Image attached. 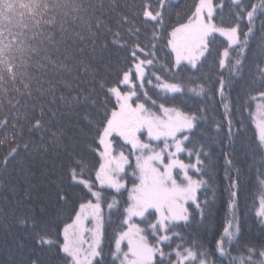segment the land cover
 <instances>
[{"label":"snow or ice","instance_id":"snow-or-ice-1","mask_svg":"<svg viewBox=\"0 0 264 264\" xmlns=\"http://www.w3.org/2000/svg\"><path fill=\"white\" fill-rule=\"evenodd\" d=\"M169 7V0H0V24L7 22L11 38L5 43L0 30V85L8 84L31 105L14 119L0 116V128L13 130L9 150L0 157V171L24 190L28 203L41 204L39 212L32 208L22 216L7 206L0 211L5 224L9 216L15 222L9 231L22 225L32 242V253L18 261L13 235L0 264H223L224 259L228 264H264V242L259 247L241 243L235 214L214 250L190 242L172 247L174 237L183 240L178 229L197 214L206 220L208 201L201 203L198 193L211 184V178L204 177L214 167L205 146L194 142L206 109L185 111L176 102L187 92L207 98L198 74L213 58L209 38L214 34L225 37L227 45L213 61L217 79L212 91L222 101L226 91L230 94L231 77L243 72L249 41L256 37L257 19L264 33V0H196L187 22L171 31L165 23ZM225 10L231 22L225 21ZM142 32L151 36L147 45L139 42ZM109 36L119 50L133 45L132 60L112 82L110 74L101 75L103 59L97 62V55L108 47L102 41ZM161 45L170 50L165 53L170 62L157 69ZM256 63L264 100V58ZM165 67L171 77L157 74ZM185 72L197 79L183 80ZM146 84L158 90L155 96L145 91ZM224 107L225 171L230 207L235 209L237 191L231 189L238 190L244 178L236 166L237 142L245 158L251 156L264 166V118L248 141L239 127L233 130L232 110L228 104ZM21 119L28 128L27 141L23 128L19 138L15 131ZM222 132L218 124L216 135ZM22 152L23 159H18ZM129 173L134 178L130 188ZM260 183L264 185V171ZM53 193L57 216L70 209L71 222H64L62 230L49 220ZM113 193H127L122 212ZM107 196H112L110 202ZM105 204L109 222L113 209L120 213L111 261L103 246ZM257 215L264 224V196ZM51 227L57 228L55 235Z\"/></svg>","mask_w":264,"mask_h":264},{"label":"trees","instance_id":"trees-1","mask_svg":"<svg viewBox=\"0 0 264 264\" xmlns=\"http://www.w3.org/2000/svg\"><path fill=\"white\" fill-rule=\"evenodd\" d=\"M194 2H196V0H169L170 7L165 17L168 31H171V28L177 26L179 22H187L186 14H188V9ZM224 2L228 3L229 0H224ZM252 2L255 3L256 0H252ZM225 21L231 22L227 10H225ZM246 23L247 22L244 21L241 27L244 28V24ZM5 25H7L6 21L0 24V30L4 31V39L5 43H7L11 38L7 35V27H5ZM260 25L261 20L257 19L255 25L257 34L255 39L249 41L247 59L244 63L243 72L231 77L230 94L226 91L223 101L218 92L214 93L212 91L214 82L217 79L213 61L217 53L222 52L227 45V39L219 34H214V39L213 37L209 38L213 40L211 45L213 58L208 61L198 74L203 78L206 84L205 90L208 93L207 98L204 96L197 97L191 92H187L181 100L176 102V104L185 111L191 110L195 112L198 108L201 110L206 109V111H201L202 124L194 138V142L198 145L205 146V150L210 153L208 158L209 163L214 167L210 170L209 175L204 177L206 180L211 178V184L206 189H201L200 193H198L201 203H204L205 199L208 201L206 220L201 221V217L197 214L189 225L178 229L183 240H181L180 237H174V243H172L173 248L176 244H188L190 242L191 244L203 245L205 249L214 250L216 241L220 239L224 233V229L232 222L233 214H235L236 221L240 226L237 239H239L241 243L250 242L259 247L260 242H264V224L261 223V218L257 215L258 210L256 209L257 203L259 202L258 199L262 196L261 194H263L264 191V185L260 183V173L264 171V166L260 164L258 159L254 162L251 156L245 158L244 153L239 151L240 142H237L238 156L236 159V166L240 168L244 178L242 180V186L238 190L231 189L237 191V196L234 198L236 207L233 209L230 207V185L226 178V157L224 155V151L227 149V139L225 137V133L227 132V120L224 119V104H228L232 110L233 130L239 127L244 133V138L248 141H251L257 134L258 120L261 119V113L264 115V107H262L264 106V100H261L259 96L258 89L260 85L256 82L259 79V70L256 61L264 58V42L261 41V37L264 36V33L260 32ZM11 27L13 31H16L15 26ZM113 30L115 31V27H113ZM244 30L246 31V28H244ZM149 39H151V36L145 35L142 32L139 42L143 45H147ZM103 43H106L108 47L97 55V62L103 59V64L99 65L101 75L107 76L110 74V82H112L116 79V73L121 68L126 67L127 63L132 60L131 49L133 45L129 44L126 49L119 50L120 45L113 43L112 36H109L106 42L102 41V44ZM165 53L170 54V50L161 45L159 52L160 59L159 63L156 65L157 69H160L161 65L166 66L170 62L169 56L165 55ZM141 55H143V53H141ZM109 64L112 65L111 69L107 67ZM157 74H160L162 77H171V73L167 71L166 67L163 71H158ZM210 75L211 80H209ZM225 76L228 78L227 72H225ZM181 78L185 81L197 79V77L191 75V72L182 73ZM152 80L153 83H155L154 77H152ZM188 86L193 87L194 85ZM17 87H20V85H17ZM216 88H218V85H216ZM145 91L155 96L158 90L153 88L152 85L146 84ZM161 95H163V93H161ZM0 101H2L0 116H10L13 119L17 112L24 114L28 112L31 107L30 103L24 101L23 97L13 92L8 84L0 85ZM10 101L11 103H9ZM17 101H23V103L18 104ZM12 109H15V111H12ZM218 124L222 125L224 129V132L219 136L216 135V126ZM24 125L25 122L21 119L15 131L17 132V138H19L21 128H23V139L27 141L29 139L28 128ZM12 131L11 128H0V140L6 141L0 144V157H3L9 150V142L12 140ZM33 139L35 138L33 137ZM20 147L21 149L23 148V143H21ZM91 158V154H89V159ZM18 159H23V152ZM12 171L13 170L10 168L9 173H12ZM231 175L235 177V170ZM0 176L3 177V179H0V211H3L4 207L7 206L10 211L13 209L18 210L17 215L20 216L24 215L32 208H35V210L39 212L41 207L40 203H28L24 190L14 185L13 181L4 176L2 171H0ZM127 179L128 187L130 188L131 181L134 178L129 173ZM113 196H117L120 200L122 212L124 201L127 200V193H125L123 197H119L118 194L115 193H113ZM106 199L110 202L112 196H107ZM51 200L53 204L49 206L50 223L58 224L59 229L62 230L64 222H71L68 219L70 209L64 210L57 216L54 210V193L51 196ZM45 202H47V197H45ZM112 211L114 214L110 217L109 222L108 209L106 204L104 205L106 234L103 246L105 249V256L109 261H111L109 252L114 250L115 235L120 226V213L116 212L115 209ZM14 223L11 216H9L7 224H5L3 218L0 217V256L6 258V253L8 251L7 242L11 241L14 235L16 240L13 242L12 250L15 253V257L18 261L26 260L32 253V242L28 239L29 234L24 231L22 225L15 224V226L11 227L10 231L8 230L9 225H13ZM88 226L90 227L91 224H88ZM50 230L53 235H55L57 228L51 227ZM85 237L90 238L88 233H85ZM122 248L126 250V241L122 244ZM168 250L170 249L166 248V251ZM235 254L236 252L233 251V255ZM40 255L46 256V254ZM223 264H228L227 259H224Z\"/></svg>","mask_w":264,"mask_h":264},{"label":"rangeland","instance_id":"rangeland-1","mask_svg":"<svg viewBox=\"0 0 264 264\" xmlns=\"http://www.w3.org/2000/svg\"><path fill=\"white\" fill-rule=\"evenodd\" d=\"M257 109V108H256ZM257 111H258V109H257ZM262 114V116H261V119L262 118H264V115H263V113H261ZM261 119L260 120H258V123H260L261 122ZM263 194H264V191H263ZM261 198L262 197H260V199H258V203H257V206H256V209L259 211L260 210V203H261Z\"/></svg>","mask_w":264,"mask_h":264}]
</instances>
